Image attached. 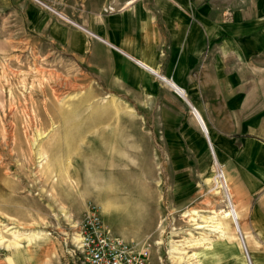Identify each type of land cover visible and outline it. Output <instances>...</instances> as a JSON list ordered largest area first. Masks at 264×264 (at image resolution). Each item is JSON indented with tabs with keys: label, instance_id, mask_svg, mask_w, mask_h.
<instances>
[{
	"label": "rangeland",
	"instance_id": "rangeland-1",
	"mask_svg": "<svg viewBox=\"0 0 264 264\" xmlns=\"http://www.w3.org/2000/svg\"><path fill=\"white\" fill-rule=\"evenodd\" d=\"M27 1L76 28L63 18L56 0L40 1L60 17L33 0ZM61 1L62 6L69 7L76 0ZM18 3L22 5L16 9ZM25 3L14 0L12 10H0V258L21 249L29 264H56V239L65 238L73 264H80L81 254L73 241L84 214L81 201L85 198L81 194L88 189L87 185L79 188L75 178L90 171L88 182L95 200L88 198L86 205H98L115 237L126 239L123 236L134 233L139 224L132 207L126 205L130 199L117 197L115 184L125 187H121L123 193H142L156 200L157 223L148 240L151 252L147 264H254L252 251L264 246V239L251 226L250 205L238 208L227 173L228 159L216 148L210 151L188 104L156 76L157 91L152 95L134 89L117 93V88L112 89L116 93H110L112 86L90 70L92 65H99L98 61L90 62L89 68L84 66V57L69 54L68 46L58 45L44 31L26 24L19 10ZM244 5L249 15L250 4L246 1ZM261 49L258 57L264 65V42ZM49 72L71 80L76 87L64 90L61 86L62 101L43 108L44 101L37 96L42 83L56 90L54 82L41 80ZM187 75L164 77L183 88L193 104L201 103L196 77ZM79 100L84 101L82 108L71 105ZM140 120L143 124L137 126ZM242 129L233 140L238 151L264 146V126L257 120H246ZM143 131L150 135L156 152L155 158L149 159L152 168L148 158H142L135 148L138 143L121 142L116 150L111 145L113 136L124 134L128 140L129 134L133 137ZM86 132L108 135L109 148L91 157L86 167L62 163L64 153L56 146L62 143L61 147L69 150L65 139ZM263 161L258 158L256 162L263 168ZM139 184L145 186L140 192ZM128 185L133 188L129 190ZM226 192L238 215V233L233 220L222 214L227 210ZM263 192L254 191L250 201L255 204ZM108 198L118 206L107 214L100 202Z\"/></svg>",
	"mask_w": 264,
	"mask_h": 264
},
{
	"label": "crops",
	"instance_id": "crops-1",
	"mask_svg": "<svg viewBox=\"0 0 264 264\" xmlns=\"http://www.w3.org/2000/svg\"><path fill=\"white\" fill-rule=\"evenodd\" d=\"M13 1L0 0V10H12ZM23 1L26 6L19 10L26 24L44 31L58 45L68 46L69 54L84 57L81 59L84 66L89 68L90 62L96 64L98 61L99 65H92L90 70L107 86H112L108 89L110 93H116L112 89L117 88V93L136 90L152 95L157 91L154 75L150 74L153 72L167 78L184 77L186 73H190L188 77H196L198 92L203 97L201 103L193 104L183 88L176 82H169L183 90L185 102L204 120L210 147L228 159L227 173L234 197L239 201L238 208L250 205L251 226L264 239V192L255 204L250 201L254 191H264V167L256 162L258 158L264 159V146L255 151L248 147L238 151L233 143L243 132L246 120H257L264 126V65L258 57L263 52L264 0H76L74 6L69 7L56 0V8L63 16L78 23L97 40L56 19L41 7ZM246 1L250 4L249 15L248 9H243ZM21 5L18 3L16 9ZM255 32L258 34L245 36ZM133 59L144 63L148 70L135 64ZM142 122L140 120L136 125ZM129 135L128 140L124 134L113 136V149L116 150L118 145L120 148L121 142L138 143L135 148L142 158H148L152 168L150 160L155 158L156 152L150 135L144 131L134 138ZM202 137L205 138L203 134ZM65 141L70 144L69 150L67 146L61 147L62 143L56 148L64 153L62 163L68 161L71 166L74 163L86 167L91 164V157H97L109 148V136L104 134L86 132ZM85 173L80 172L75 178L79 188L87 185L88 189L86 194H81L85 198L81 199V213L86 210L88 198L95 200V192L88 182L92 173ZM113 187L114 184L109 186L110 189ZM115 187L119 188L117 197L124 201L130 199L126 205L132 207L139 223L134 233L123 236L124 240L140 243L149 240L157 223L156 200H150L142 193L136 196L123 193L125 190L121 187H125L121 185L115 184ZM136 187L138 192L145 189L144 184ZM128 188L131 190L133 186L128 185ZM116 205L109 198L100 202L107 214ZM65 240L56 239V264H73ZM254 248L251 245V250ZM252 252L254 264H264V246ZM0 264L29 263L23 258V250L15 249L11 256L0 258Z\"/></svg>",
	"mask_w": 264,
	"mask_h": 264
},
{
	"label": "built area",
	"instance_id": "built-area-1",
	"mask_svg": "<svg viewBox=\"0 0 264 264\" xmlns=\"http://www.w3.org/2000/svg\"><path fill=\"white\" fill-rule=\"evenodd\" d=\"M33 1L61 16L40 0ZM219 177L224 180L223 174ZM73 243L81 254L80 264H147L151 252L148 240L140 243L113 236L103 223L100 208L93 202L86 205Z\"/></svg>",
	"mask_w": 264,
	"mask_h": 264
},
{
	"label": "bare ground",
	"instance_id": "bare-ground-1",
	"mask_svg": "<svg viewBox=\"0 0 264 264\" xmlns=\"http://www.w3.org/2000/svg\"><path fill=\"white\" fill-rule=\"evenodd\" d=\"M51 10H54V9H52V8H50ZM55 11V10H54ZM55 14H56V12H55ZM63 18L66 20V21H68V23H70L71 25H73V26H75L76 28H78L79 30H81L82 32H85L86 34H88V35H90V36H92L90 33H88V31L87 30H85L82 26H80V25H77V24H75V23H73L72 21H70L67 17H64L63 16ZM110 48H112L113 50H115V51H117V52H120L121 54H124V53H122L119 49H117L116 47H113V46H111V45H108ZM133 62L135 63V64H137L138 66H140L141 68H143V69H145V70H148V68L145 66V64L144 63H142V62H140V61H137V60H134L133 59ZM33 70V69H32ZM42 71V70H41ZM36 73H37V71H35ZM38 73H39V71H38ZM154 76H156V77H158L162 82H164V83H166V84H169L173 89H174V91H175V93L181 98V99H183L184 101H186V96H185V93L183 92V90H181V89H179L178 87H176V86H173L170 82H169V80H167L164 76H161L160 74H158V73H152ZM38 75V74H37ZM40 76H41V74H40ZM35 77H36V75H35ZM37 78V77H36ZM44 79L47 81V82H54L55 84H56V90H52V89H50L49 87H47V85L46 84H44V83H42V85L43 86H40V88H39V91H38V94H37V96L38 97H41L42 99H43V101H44V103L42 104V107L43 108H46L45 106H46V104H51L53 107H55V106H57V104H58V102L59 101H62L61 99V97L63 96V93H62V91L61 90H63V88L61 87V86H63L64 87V90H72V89H74L75 87H76V84H74L73 82H71V80H69V79H65V80H62L61 79V76H60V74H57V73H55V72H49V73H47V76H46V78L45 77H43V78H41V80H42V82H44ZM41 82V81H40ZM40 84V83H39ZM51 84V83H50ZM41 85V84H40ZM55 86V85H54ZM52 88V87H51ZM55 88V87H54ZM66 88V89H65ZM38 99V98H37ZM83 103H84V101H83ZM82 103V101L81 100H79V101H77V102H75V103H72L71 105H73L74 104V106H76V108H79V107H81V106H83L84 104ZM34 104H35V106H36V108H37V110H39V105H38V103L37 102H34ZM82 108V107H81ZM191 109V113H192V115L193 116H195L194 118H195V120H196V122H197V124H198V126H199V128H200V130L202 131V133L204 134V136H205V138H206V141H207V144H208V147H209V149H210V151L212 152V148L210 147L211 146V144H210V141H209V139H208V131H207V126H206V124H205V122H204V120L198 115V114H196L195 113V111L193 110V108L191 107L190 108ZM77 110V109H76ZM213 155H215L214 154V152L212 153ZM212 155V156H213ZM221 174V173H220ZM217 176H218V174H217ZM223 178H224V176H223ZM216 181V180H215ZM225 181V180H224ZM223 181V182H224ZM217 184V183H216ZM215 184V185H216ZM221 184V183H220ZM218 186V185H217ZM216 186V187H217ZM220 187V186H219ZM223 188V187H222ZM225 200L227 201L226 202V204H227V210L226 211H224L222 214H224L226 217H229L231 220H233V222H234V225H235V230L237 231V233H238V215H237V212H236V210L235 209H233V206H232V204H231V197H230V195L226 192L225 193ZM224 218V217H223ZM216 229V228H215ZM219 232H221V231H219ZM242 239V238H241ZM2 241L0 240V243H1Z\"/></svg>",
	"mask_w": 264,
	"mask_h": 264
},
{
	"label": "water",
	"instance_id": "water-1",
	"mask_svg": "<svg viewBox=\"0 0 264 264\" xmlns=\"http://www.w3.org/2000/svg\"><path fill=\"white\" fill-rule=\"evenodd\" d=\"M240 237H241V235H240Z\"/></svg>",
	"mask_w": 264,
	"mask_h": 264
}]
</instances>
